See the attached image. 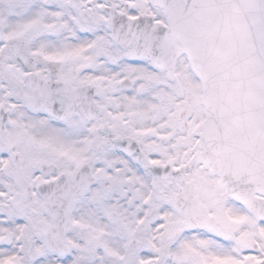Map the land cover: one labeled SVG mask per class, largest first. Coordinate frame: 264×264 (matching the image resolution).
I'll list each match as a JSON object with an SVG mask.
<instances>
[{"label":"snow or ice","instance_id":"1","mask_svg":"<svg viewBox=\"0 0 264 264\" xmlns=\"http://www.w3.org/2000/svg\"><path fill=\"white\" fill-rule=\"evenodd\" d=\"M0 264H264V0H0Z\"/></svg>","mask_w":264,"mask_h":264}]
</instances>
